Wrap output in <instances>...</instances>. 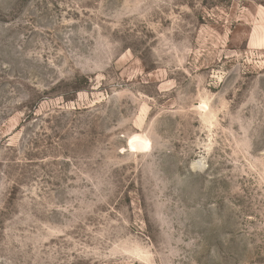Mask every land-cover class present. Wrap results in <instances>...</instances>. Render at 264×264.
I'll list each match as a JSON object with an SVG mask.
<instances>
[{
    "label": "rangeland",
    "instance_id": "rangeland-1",
    "mask_svg": "<svg viewBox=\"0 0 264 264\" xmlns=\"http://www.w3.org/2000/svg\"><path fill=\"white\" fill-rule=\"evenodd\" d=\"M0 264H264V0H0Z\"/></svg>",
    "mask_w": 264,
    "mask_h": 264
},
{
    "label": "bare ground",
    "instance_id": "bare-ground-1",
    "mask_svg": "<svg viewBox=\"0 0 264 264\" xmlns=\"http://www.w3.org/2000/svg\"><path fill=\"white\" fill-rule=\"evenodd\" d=\"M135 145V144H134ZM134 145L132 144V142H131V146L132 147H134ZM147 144L146 143H144V145L143 146H146ZM136 146V145H135ZM137 147V146H136ZM134 149V148H133Z\"/></svg>",
    "mask_w": 264,
    "mask_h": 264
}]
</instances>
